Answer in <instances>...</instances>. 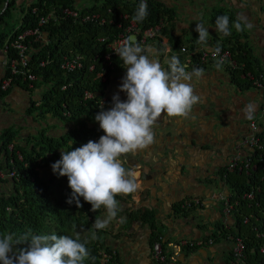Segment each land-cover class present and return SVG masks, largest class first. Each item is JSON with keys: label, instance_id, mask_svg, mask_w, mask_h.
Listing matches in <instances>:
<instances>
[{"label": "trees", "instance_id": "trees-1", "mask_svg": "<svg viewBox=\"0 0 264 264\" xmlns=\"http://www.w3.org/2000/svg\"><path fill=\"white\" fill-rule=\"evenodd\" d=\"M91 1L93 4L90 6L76 8L75 0H32L27 7L18 4L17 8V5L14 7V0H0L1 24L8 9L20 10L19 25L9 35L21 31L24 27L34 26L39 16L52 9L56 15L60 13L61 8L77 9L80 16L87 12L97 15L95 20L86 22L73 20L69 16H65L63 19L57 18V20L49 19L41 27L47 42L45 44L31 42L30 44L31 53L27 66L37 80L49 84V87L40 95L38 105L34 107L31 104V109H37L38 114L48 112L51 117L57 120L71 121L73 125L70 129L54 136L46 135L41 130L33 139L30 147L13 142L8 158H13L19 179L17 181L11 179L10 193L0 199V233L2 236L9 233L21 236L30 230L31 234L35 235L56 233L57 235H69L73 238L78 235L81 241H87L86 247L89 250V256L84 264H116V258L103 243V230L94 228V222L98 218L100 209L93 211L91 205L85 202L82 197L80 198L82 204L80 208L74 201L71 204L68 203L72 192L71 188H64L61 192L56 190V187L62 183L68 184V178L54 173L51 164L60 159L62 150L70 151L89 140H99V137L104 135L99 122L94 117L100 111L98 101L106 83L94 80V72L90 73L87 66L94 63L96 69L99 67L103 54L106 52L105 44L114 39L129 20L134 21L140 28L152 26L161 20L163 24L160 33L168 38L172 52L178 48L179 40L169 34L174 12L165 2L146 0L148 15L142 22H136L134 16L141 0ZM31 8H35V12H31ZM220 15H228L230 24L234 21L232 14L221 9L214 10L210 14V20L215 22L216 17ZM101 19L103 21L99 22ZM239 33V31H232L229 36L211 37L207 44L214 47L219 45L220 48L228 49L230 58L237 63H242V68L239 70L230 69L223 64L220 66L225 69L231 84L239 89H246L250 87V83L245 79L239 80V73L248 70L257 75L264 71L261 63L252 53L250 44L238 40ZM9 35L3 41L0 33V46L11 39ZM100 37H104L105 41L99 42L98 38ZM173 39L174 41H172ZM186 41L188 47L196 43L194 37ZM156 45L161 49L159 40ZM67 52L80 54L82 66L72 73L62 74L58 63L61 56ZM8 56H13L12 49L8 50ZM173 56L178 57L182 63L181 55L172 54L170 57ZM44 59L47 60V63L39 67L38 61ZM168 62L163 63L165 69H168ZM197 68L202 69L203 65ZM112 71L121 72L124 77L119 57L113 58V67L108 73ZM6 75H9V68H7ZM15 80H19V77L16 76ZM62 85H65L63 89H61ZM21 86L25 87V83H21ZM85 89L97 94L92 99H83L82 92ZM64 112L68 114L64 115ZM12 139H14V134L9 131L2 135L0 149H4L3 156L7 155L6 145ZM15 150L20 153L21 161L15 158ZM254 161L257 164V170L249 175L242 171L225 173L223 180L231 193L229 200L236 204L231 211L233 227L221 228L219 226L218 228L221 229L220 236L230 234L242 238L245 264H264V250L263 252L259 251L260 247L264 248V181L261 179L260 170L261 165H264V155L261 160L254 157ZM41 166L49 171L45 179H42L37 171V168ZM8 167L9 165L6 166V168ZM222 173H224V168L220 171L221 176ZM249 190H252V198H242V193ZM190 207H185V209L179 201L172 205V210L175 214L184 215ZM121 212L122 219L118 223L120 229H127L132 221L139 220L146 223L150 229L148 240L150 248L155 241H159L161 247H164L166 240H161L153 213L150 210L132 209L121 210ZM244 216L247 217L245 222H243ZM80 230H83L84 234H81ZM93 233H95V239L92 238ZM16 247L26 248L28 242ZM101 253L108 256L105 262L100 261Z\"/></svg>", "mask_w": 264, "mask_h": 264}, {"label": "crops", "instance_id": "crops-1", "mask_svg": "<svg viewBox=\"0 0 264 264\" xmlns=\"http://www.w3.org/2000/svg\"><path fill=\"white\" fill-rule=\"evenodd\" d=\"M31 1L14 0V7L17 5L18 8V4L27 7ZM160 1L169 5L167 0ZM206 2L210 7L215 5L216 10L221 9L232 14L234 21L240 16L245 17L246 21L242 23L246 22L253 26L252 31H250L251 27H247L248 32L252 35H259L263 40L264 30L258 28L260 25H255L254 20L259 17L260 21L264 22V0H254V3L250 0H204V2L198 0L197 5L202 6ZM208 6L205 10L209 19L203 25L209 28L210 39L220 35L216 32L215 22L210 20V14L215 9H210ZM250 9H256L261 16L253 19L255 15ZM198 11L191 12L185 9L181 18L176 17L175 19V14L173 15L169 34L174 39L178 38V48L188 44L185 40L186 36L194 37L197 43L199 34L195 29H189V21L186 17L192 18L193 16L195 20H198ZM232 31L237 30L231 29ZM157 40L160 42L161 49L156 45ZM140 44L157 49L158 54L155 58L159 59L161 64L167 63L168 57L177 53L178 49L172 52L168 38L161 33L154 38L140 41ZM2 45L0 46V80L7 71V66L3 63L5 53ZM260 47L263 53L251 50L255 57L259 58L264 71V55H260L264 54V47ZM121 66L125 76L126 68L123 67L122 60ZM202 69L204 70L203 76L197 78L194 75L192 79V84L201 100L193 106L191 113L187 117L163 116L153 129L154 143L135 154L127 155L130 157L127 158L128 166L140 173L142 186L136 193L128 195L132 202L123 210H150L161 240L174 241L183 238L204 241L199 246L184 247L177 257V264H236L231 255L230 242L222 235L220 236L221 229L218 228L219 226L221 228L233 227V217L231 214L224 215L221 204L211 196L218 192L224 194L228 190L224 180L221 179L220 171L227 158L236 152L234 148L238 137L247 129L248 119L244 117L242 109L252 102L257 105L256 110L258 111L259 91L251 86L239 89L231 84L225 69L222 66L217 67L215 63L205 64ZM192 70L191 67L186 68L188 72ZM122 78L121 72L109 73L101 95V99L104 100V110L112 107V97L119 91ZM21 83H25V87H22ZM48 87L49 84L41 80H35L31 87H28L23 79H19L14 80L5 90L0 91V143L2 135L7 131L14 134V139L10 143L30 147L33 139L41 130L46 135L54 136L70 129L73 125L71 121L57 120L48 112L38 114L37 109H31L32 106L38 105L40 95ZM226 89L229 93L228 97H225ZM119 96L121 100L127 98L124 92H119ZM258 116H260L259 111ZM218 118L221 119L218 120ZM258 119L259 124H264L263 118ZM46 124L49 125L48 131L41 129ZM3 152L4 149H0V170L2 172L6 170L10 160L13 162V158H8L11 151L7 150V155L4 156ZM16 153L20 155L15 150V158ZM41 167L45 169L44 173H47L45 175L47 177L49 171ZM38 174L40 175V172ZM41 178L45 179L42 176ZM11 188V178L0 177V199L8 195ZM195 197L200 200V203L188 208L186 214L180 215L173 212V204L181 201V206L189 207L184 203ZM105 215L106 210L104 213H99L98 218ZM121 216L118 215L110 221L111 224H108V227L113 225L112 231L102 229L104 231L103 243L116 258V264H153L148 242L150 234L148 225L137 220L132 221L127 229H120L118 223ZM211 233L214 235L211 236ZM207 238L212 240L210 244L205 243Z\"/></svg>", "mask_w": 264, "mask_h": 264}, {"label": "clouds", "instance_id": "clouds-1", "mask_svg": "<svg viewBox=\"0 0 264 264\" xmlns=\"http://www.w3.org/2000/svg\"><path fill=\"white\" fill-rule=\"evenodd\" d=\"M147 7L146 0H141L134 16L136 22L147 17ZM242 21L246 18L240 16L230 26L229 16L220 15L215 19L216 32L229 36L233 27L237 31L251 27ZM208 29L196 23L197 43L207 44L210 37ZM113 50L122 60L126 74L119 91L112 97V107L104 110L102 102L101 111L94 117L104 135L98 141L89 140L70 151L62 150L60 159L51 164L54 173L68 178L72 190L68 203L74 201L80 208L82 197L93 211L101 207L106 210V215L94 222L97 230L105 229L117 217L120 210L117 196L132 195L142 186L140 173L126 168L122 157L154 143L153 129L163 116L187 117L191 113L193 106L201 100L192 79L194 75L199 78L204 74V70L199 68L186 71L187 66L176 56L170 59L168 69H165L155 58L157 49L142 46L134 35L126 37ZM208 50L216 58L221 48L218 45ZM222 63L223 59L218 60L217 67ZM119 92L126 93L127 98L121 100ZM256 108L255 103L246 104L242 109L244 117L252 120ZM92 238H96L95 233ZM25 242H28V247H16ZM86 243L78 235L75 238L56 233L35 235L30 230L21 236L9 233L0 237V264H84L89 256Z\"/></svg>", "mask_w": 264, "mask_h": 264}, {"label": "built area", "instance_id": "built-area-1", "mask_svg": "<svg viewBox=\"0 0 264 264\" xmlns=\"http://www.w3.org/2000/svg\"><path fill=\"white\" fill-rule=\"evenodd\" d=\"M31 12H35V8H31ZM65 16L71 17L73 20H80L83 22L93 21L97 18L95 13H86L83 15H79L77 9L69 10L67 8H61L59 14H55L54 10H50L46 12L44 15L39 16L36 19L35 25L32 27H24L21 31L16 33H12L9 36L11 39L3 43L2 50L5 53V61L3 62L7 68H9V75H5L0 80V91L5 90L12 82L15 80L16 76L19 79H23L26 82L28 87H31L32 83L37 80L36 76L30 72L29 67L27 66V61L29 59L31 50L30 44L31 42L42 43L45 44L46 37L44 32L41 30V27L49 21V19L57 20V18L63 19ZM101 19L99 22H102ZM163 22L159 20L158 23L153 24L152 26L146 28H140L135 24L134 21L129 20L123 27L122 31L116 35L114 39L108 41L105 44L106 52L103 54V58L101 64L96 69L94 63H90L87 66V70L92 73L94 72L93 79L99 83H106L108 78V71L112 70L113 67V58L118 57L115 51L113 50L124 41L128 35H135L140 41H144L148 38H154L159 35L160 28ZM19 25V23H18ZM99 42H104L105 38H98ZM216 47L209 44H201L195 43L192 46L181 45L177 53L182 56V63L187 67L197 68L201 65L209 64V63H217L218 60L223 59V65L228 66L230 69H241L242 63H237L234 59L230 58V52L226 48H221L219 55L214 58L212 51L208 49H215ZM13 50V56H8V50ZM167 56H165L166 58ZM171 57H168L167 62ZM163 60V59H162ZM47 63V60L38 61L37 65L39 67L44 66ZM81 55L75 52H67L63 54L58 63V68L62 72V74L72 73L74 70L81 68ZM239 77L249 81L250 86L259 91V102H258V111L259 118L264 119V72H259L257 75H254L250 71H243L239 73ZM65 85L61 86L63 89ZM97 93H93L89 90H83L82 98L83 99H92L94 95ZM104 100L99 99L98 101V109L101 110L100 104ZM67 115V112L63 113ZM12 143L7 144L6 149L12 150ZM234 152L231 154L223 166L224 173H222L221 179L223 180L225 173L228 172H243L246 175H249L251 172H255L257 170V164L254 161V157L258 160L262 159L264 155V124L257 123L254 119L248 120L247 129L244 133L240 134L237 139V143L235 144ZM245 150V151H242ZM16 159L21 161V156L16 153ZM9 167L6 168L4 172L0 170V177H8L14 180L19 179V174L15 170L13 162L10 160ZM23 165H25L23 163ZM261 179L264 181V165H261ZM228 189V188H227ZM230 191L229 189L226 193L222 194L220 192L212 194L211 198L218 201L222 206V213L224 215L231 214V211L234 209V205L236 202H230ZM211 195V194H210ZM242 198L251 199L252 198V190L246 191L242 193ZM200 203L198 198H194L193 200H188L184 203L187 206H196ZM247 220V217H243V222ZM225 240L230 242V251L232 258L236 264H245L244 262V242L241 237L232 236L230 234L223 236ZM212 242L211 239L207 238L205 243L210 244ZM204 241L200 240H187L183 238H179L174 241H166L164 243V247L162 248L159 241L153 242L151 246V253L153 264H177V257L181 250L184 247H194L202 245ZM260 251H263V248H260ZM108 256L104 253H101L100 261L105 262Z\"/></svg>", "mask_w": 264, "mask_h": 264}, {"label": "rangeland", "instance_id": "rangeland-1", "mask_svg": "<svg viewBox=\"0 0 264 264\" xmlns=\"http://www.w3.org/2000/svg\"><path fill=\"white\" fill-rule=\"evenodd\" d=\"M24 1V0H23ZM77 3L75 4V7L76 8H84V6H90L93 4V1L91 0H75ZM200 2H204V0H199ZM252 3H254V0H250ZM167 2L169 3L168 6H171L173 9V12L175 14V17H180L183 15L182 12L185 10V9H189L191 12H194L195 10H199L198 11V15H199V18L198 20H195L194 17L192 16V18H189V17H186L187 20L189 21V29H195V23L198 21L199 23L201 22L202 24L206 23V21L209 19V15L207 14L206 10L207 9L206 7L208 6L207 5V2L202 4L201 5H197V2L198 0H167ZM99 3V1H98ZM97 3V4H98ZM198 6V8H197ZM210 7V6H208ZM210 9H215V5L210 7ZM202 10V12L200 11ZM252 14L255 15L253 16V19H255L256 16H261V14H258V11H256V9H250ZM20 10H16L15 8H10L8 9V11L5 13L4 17H3V20H2V24L0 26V33L2 34V37H3V41H5L6 37L9 35L8 33L13 30V29H17V23H18V14L20 13L19 12ZM188 11V10H187ZM173 14V15H174ZM192 19V20H191ZM195 21H194V20ZM251 23V22H250ZM254 23L255 25H260V27L258 28H263L264 30V22L260 21L259 17H256V20H254ZM252 28L253 26H251V30L252 31ZM234 30H236L234 27L232 28ZM248 28L247 27H244L243 30L239 31V37H238V40L239 41H246L250 44L251 46V49L253 50H256L258 53H263L262 50H260V46L264 47V41L261 40V38L259 37V35H252V33L248 32L247 30ZM18 31V30H17ZM247 31L244 35V32ZM190 32H194L192 30H190ZM238 32V31H236ZM264 32V31H263ZM198 33V32H197ZM218 35H223L222 33H219L218 32ZM182 38H184V36H182ZM189 39V36H186L185 37V40H188ZM138 42L140 43V41L138 40ZM255 45V47H253L252 45ZM257 45V46H256ZM261 56L264 55V54H260ZM165 57V56H164ZM257 60L259 61V58L257 57ZM220 71V70H219ZM262 71V70H261ZM221 72V71H220ZM222 73V72H221ZM242 78H240L239 80H241ZM259 116H258V111L256 110L255 114H254V120L258 123L259 122ZM217 119V118H216ZM41 129H44V130H47L49 129V125H44L41 127ZM63 131V130H62ZM61 131V132H62ZM95 141H98V140H95ZM127 158H130L129 156H124L122 157V159H124L126 161L125 163V167L126 168H130L128 165V162H127ZM131 162V159L129 160ZM38 173L40 172V176H42L43 178H45V175L47 173H44V168L42 167H39L38 169ZM64 188H69L68 184L67 183H62L59 187H56V190H58V192H61V190H63ZM117 200L119 201V211H118V215H122V212L121 210L124 209L125 206L131 204L132 200L131 198H129L128 196H123V195H119L116 197ZM129 202V203H128ZM104 213L105 212V209L103 207L100 208V213ZM120 213V214H119ZM122 217V216H121ZM122 218H120L121 220ZM119 220V221H120ZM111 224V223H110ZM113 225L111 226H107L104 230H109L112 231L113 230ZM111 227V228H110ZM104 232V231H103ZM80 233L81 234H84V231L83 230H80ZM104 234V233H102ZM0 237H2V234L0 233Z\"/></svg>", "mask_w": 264, "mask_h": 264}, {"label": "flooded vegetation", "instance_id": "flooded-vegetation-1", "mask_svg": "<svg viewBox=\"0 0 264 264\" xmlns=\"http://www.w3.org/2000/svg\"><path fill=\"white\" fill-rule=\"evenodd\" d=\"M260 12H261V10H260ZM262 12H263V11H262ZM237 19H238V18H237ZM237 19H236V20H237ZM262 37H263L262 39H263V41H264V34H263V36H262ZM252 46H253V47H255V45H254V44H253ZM256 46H257V45H256ZM160 62H161V61H160ZM162 66H163V64H162ZM220 119H221V118H218V120H220ZM235 141H236V140H235Z\"/></svg>", "mask_w": 264, "mask_h": 264}, {"label": "water", "instance_id": "water-1", "mask_svg": "<svg viewBox=\"0 0 264 264\" xmlns=\"http://www.w3.org/2000/svg\"><path fill=\"white\" fill-rule=\"evenodd\" d=\"M224 92H225V97H228L229 93H228L227 89Z\"/></svg>", "mask_w": 264, "mask_h": 264}]
</instances>
